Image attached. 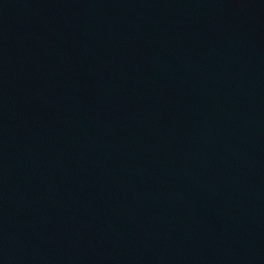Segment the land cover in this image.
Instances as JSON below:
<instances>
[{
	"label": "water",
	"instance_id": "water-1",
	"mask_svg": "<svg viewBox=\"0 0 264 264\" xmlns=\"http://www.w3.org/2000/svg\"><path fill=\"white\" fill-rule=\"evenodd\" d=\"M0 264H264V0H0Z\"/></svg>",
	"mask_w": 264,
	"mask_h": 264
}]
</instances>
